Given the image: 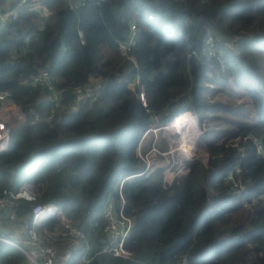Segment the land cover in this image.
<instances>
[{"label": "trees", "instance_id": "1", "mask_svg": "<svg viewBox=\"0 0 264 264\" xmlns=\"http://www.w3.org/2000/svg\"><path fill=\"white\" fill-rule=\"evenodd\" d=\"M41 71L60 107L31 85ZM85 86L96 99L71 109ZM0 91L25 118L0 153V194L27 181L38 203L60 206L85 233L88 264H264V0H30L0 26ZM189 112L207 161L166 183L138 143L176 116L172 128L196 122ZM126 176L132 260L97 253ZM0 264L25 257L0 243Z\"/></svg>", "mask_w": 264, "mask_h": 264}, {"label": "built area", "instance_id": "2", "mask_svg": "<svg viewBox=\"0 0 264 264\" xmlns=\"http://www.w3.org/2000/svg\"><path fill=\"white\" fill-rule=\"evenodd\" d=\"M28 1L30 0H4V4L0 3V26L15 20L20 7ZM34 10H37V7ZM135 30V25L131 24L128 39L118 44V49L123 56H127L133 44ZM30 83L31 85H45L51 92L49 99L56 108L60 107L58 95L49 85L46 71H41L32 78ZM97 93L98 90L94 86L77 89L75 103L71 109H75L79 102L94 101ZM9 95L8 91H0V153L8 149L11 132L21 127L25 122L21 110L9 100ZM138 97L142 106H146L143 91L138 93ZM195 117L197 118L196 115ZM176 118L177 116L166 122L165 125ZM137 156L146 163L147 170L150 165L144 155H140L139 146ZM186 164L188 165V163ZM129 177H123L117 184L118 202L110 197L105 204L102 218L106 240L97 251V253L109 254L122 260L133 259L132 252L126 247L133 221L125 212L126 201L121 191L124 181ZM38 199L37 189L27 181H22L15 190L4 189L2 191L0 194V215H4L5 221H0V243H6L21 252L25 257V264H88L93 256L87 254L89 243L85 233L72 222L60 206L54 203L41 204L37 202ZM21 201L30 203L27 215H19L16 212V207ZM12 224H16L20 229L19 235L6 230ZM51 224H56L57 230L49 228ZM82 246H85L86 249L77 253V249ZM178 264H186L185 259L183 258Z\"/></svg>", "mask_w": 264, "mask_h": 264}, {"label": "rangeland", "instance_id": "3", "mask_svg": "<svg viewBox=\"0 0 264 264\" xmlns=\"http://www.w3.org/2000/svg\"><path fill=\"white\" fill-rule=\"evenodd\" d=\"M191 116L194 117L193 119H195L199 124L198 119L195 117L193 113H191ZM183 119L184 118L178 121V123L175 125V128L170 127L171 122L166 126L165 124H163L161 126L150 127L148 131L145 133V135L142 136V138L138 143L139 153L141 156L144 155V158H146L145 160L149 163V165L150 166L155 165L157 167L163 168L162 176L164 182L166 183L171 182V180L175 175L185 170L187 166L186 163L188 164L201 163L205 165L207 161V153L201 139L199 141V145L203 150V157L200 160L190 162V161H184L181 158L180 155L182 151V145L180 144L181 137L179 135L176 136V133L180 128V127L178 128V126ZM200 129H201V133H203L201 127Z\"/></svg>", "mask_w": 264, "mask_h": 264}, {"label": "bare ground", "instance_id": "4", "mask_svg": "<svg viewBox=\"0 0 264 264\" xmlns=\"http://www.w3.org/2000/svg\"><path fill=\"white\" fill-rule=\"evenodd\" d=\"M176 121L177 120L173 121L171 124ZM177 135L181 137L180 144L182 145V151L180 155L184 161H196L203 157V150L199 145L202 133L197 121L184 122L178 129L176 136Z\"/></svg>", "mask_w": 264, "mask_h": 264}, {"label": "crops", "instance_id": "5", "mask_svg": "<svg viewBox=\"0 0 264 264\" xmlns=\"http://www.w3.org/2000/svg\"><path fill=\"white\" fill-rule=\"evenodd\" d=\"M7 231H10L16 235H19L21 233L20 229L17 227L16 224H12V226L6 228Z\"/></svg>", "mask_w": 264, "mask_h": 264}]
</instances>
